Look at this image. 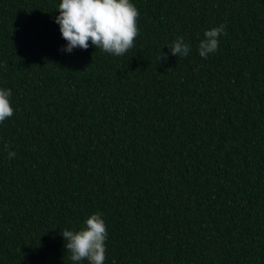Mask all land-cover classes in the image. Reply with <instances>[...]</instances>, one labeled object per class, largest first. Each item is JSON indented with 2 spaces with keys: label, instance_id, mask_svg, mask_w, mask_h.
Instances as JSON below:
<instances>
[{
  "label": "trees",
  "instance_id": "16d2710c",
  "mask_svg": "<svg viewBox=\"0 0 264 264\" xmlns=\"http://www.w3.org/2000/svg\"><path fill=\"white\" fill-rule=\"evenodd\" d=\"M60 2L0 0V264H73L95 213L104 264H264V0H132L120 57L62 52Z\"/></svg>",
  "mask_w": 264,
  "mask_h": 264
},
{
  "label": "clouds",
  "instance_id": "9594fccd",
  "mask_svg": "<svg viewBox=\"0 0 264 264\" xmlns=\"http://www.w3.org/2000/svg\"><path fill=\"white\" fill-rule=\"evenodd\" d=\"M57 11L59 15L55 17V23L60 26L62 38L67 42L61 48L62 52L71 53L75 48L87 50L95 46L105 53L120 57L134 47L139 35L140 13L132 0H61ZM222 33H225L223 24L204 32V38L198 45L200 57L207 59L218 51ZM167 47L172 56L179 58L187 57L191 52V46L182 37L176 38ZM168 55L163 53L158 56V62L163 60L167 63ZM11 95L10 89L0 88V123L14 114ZM15 155L12 151L8 153L9 159ZM61 235L73 264L85 260L88 264H104L108 230L100 213L86 218L81 230L64 229Z\"/></svg>",
  "mask_w": 264,
  "mask_h": 264
}]
</instances>
